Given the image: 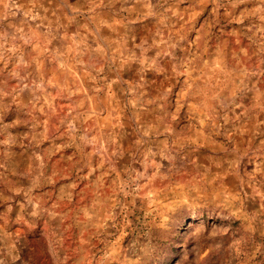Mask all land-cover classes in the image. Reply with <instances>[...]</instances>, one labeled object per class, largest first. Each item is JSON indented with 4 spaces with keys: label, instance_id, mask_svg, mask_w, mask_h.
Here are the masks:
<instances>
[{
    "label": "rangeland",
    "instance_id": "obj_1",
    "mask_svg": "<svg viewBox=\"0 0 264 264\" xmlns=\"http://www.w3.org/2000/svg\"><path fill=\"white\" fill-rule=\"evenodd\" d=\"M0 264H264V0H0Z\"/></svg>",
    "mask_w": 264,
    "mask_h": 264
}]
</instances>
